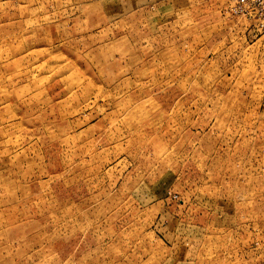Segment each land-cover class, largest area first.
<instances>
[{
  "label": "rangeland",
  "instance_id": "374dc122",
  "mask_svg": "<svg viewBox=\"0 0 264 264\" xmlns=\"http://www.w3.org/2000/svg\"><path fill=\"white\" fill-rule=\"evenodd\" d=\"M90 3L0 0V264H264V31Z\"/></svg>",
  "mask_w": 264,
  "mask_h": 264
},
{
  "label": "crops",
  "instance_id": "0c3cea01",
  "mask_svg": "<svg viewBox=\"0 0 264 264\" xmlns=\"http://www.w3.org/2000/svg\"><path fill=\"white\" fill-rule=\"evenodd\" d=\"M91 5L101 6L106 1L117 2V15L126 17L138 14L140 18L146 17H179L191 15L196 8L197 0H90ZM109 15L108 10L101 15ZM147 20V19H146Z\"/></svg>",
  "mask_w": 264,
  "mask_h": 264
},
{
  "label": "built area",
  "instance_id": "2783aa9c",
  "mask_svg": "<svg viewBox=\"0 0 264 264\" xmlns=\"http://www.w3.org/2000/svg\"><path fill=\"white\" fill-rule=\"evenodd\" d=\"M227 12L264 31V0H229Z\"/></svg>",
  "mask_w": 264,
  "mask_h": 264
}]
</instances>
